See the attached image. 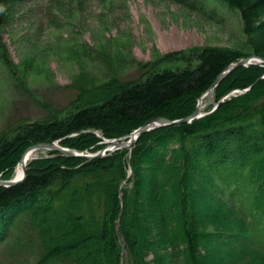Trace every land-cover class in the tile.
<instances>
[{
  "label": "trees",
  "instance_id": "1",
  "mask_svg": "<svg viewBox=\"0 0 264 264\" xmlns=\"http://www.w3.org/2000/svg\"><path fill=\"white\" fill-rule=\"evenodd\" d=\"M220 2L239 14L248 55L264 58V0ZM241 56L179 51L141 64L136 77L78 86L61 107L18 86L45 115L2 130L0 178L11 179L33 145L59 141L93 153L103 147L98 135L118 139L153 118L190 115ZM263 75L256 64L234 70L214 89L215 102L249 91L189 124L143 134L130 153L87 160L47 151L29 161L22 182L0 187V243L11 231V248L29 264H208L207 255L217 264H264Z\"/></svg>",
  "mask_w": 264,
  "mask_h": 264
},
{
  "label": "rangeland",
  "instance_id": "2",
  "mask_svg": "<svg viewBox=\"0 0 264 264\" xmlns=\"http://www.w3.org/2000/svg\"><path fill=\"white\" fill-rule=\"evenodd\" d=\"M242 28L239 14L220 0H0V47L7 55L0 51V133L45 115L18 86L61 107L78 86L136 77L141 64H162L179 51L218 47L249 57ZM215 103L213 96L205 111ZM14 241L10 231L0 243V264L32 262L11 248Z\"/></svg>",
  "mask_w": 264,
  "mask_h": 264
},
{
  "label": "water",
  "instance_id": "3",
  "mask_svg": "<svg viewBox=\"0 0 264 264\" xmlns=\"http://www.w3.org/2000/svg\"><path fill=\"white\" fill-rule=\"evenodd\" d=\"M253 63H260V64H263L264 66V58L256 56V55H252L249 57L241 58L236 63L229 65L221 74L217 76V78L214 80V82L208 88V90L200 96V98L197 100L195 110L190 115L182 119H178L174 121H170L162 117L153 118L147 121L146 123H144L141 127H139L137 130H135L128 136H125L123 138L113 139V140L102 139V142L100 144L103 145L104 148L95 154L89 155L81 151L64 148L59 144V141L33 145L27 148L23 152V154L21 155L18 161V164L23 166V171H22L21 176L20 177L13 176L11 179H8V180H3L0 178V187L9 188V187L15 186L16 184L22 182L26 175L27 162L33 159V157H31V154H34L37 151H50V152L53 151V152H57L60 155H64L67 157H80V158H84L87 160L101 158L105 155V153L107 152L111 153L115 150L127 149L130 152L133 146L135 145V143L137 142L138 138L147 132L153 131L158 128H163L166 126L189 124L196 119H200L204 116H207L211 114L212 112H214L219 107V105H221L225 100L228 99V97L233 96L236 93H240V94L245 93L251 89V87H249L248 89H245L242 91H238V90L231 91L227 95L222 97L219 100V102L216 103L210 111L208 112L205 111L211 105V102L213 100V91L219 85V83L234 70L241 68V67H247ZM261 78H264V76H262ZM205 94H208V100L206 101L205 104L201 105L202 99L205 96ZM130 176H131V168L129 169V174L126 180L123 181L122 184H124L130 178ZM121 205H122V202H121ZM116 231L117 233H119V219L117 221ZM121 249H122V254L125 258V261L127 262L128 256L125 250V244H124V240L122 237H121Z\"/></svg>",
  "mask_w": 264,
  "mask_h": 264
},
{
  "label": "bare ground",
  "instance_id": "4",
  "mask_svg": "<svg viewBox=\"0 0 264 264\" xmlns=\"http://www.w3.org/2000/svg\"><path fill=\"white\" fill-rule=\"evenodd\" d=\"M203 99L208 100V94H205V96L203 97ZM203 101V100H202ZM33 156V154H31V157ZM23 171V166L17 164L14 170V176L16 177H20Z\"/></svg>",
  "mask_w": 264,
  "mask_h": 264
}]
</instances>
